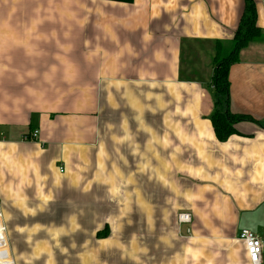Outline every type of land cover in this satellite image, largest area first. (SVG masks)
Wrapping results in <instances>:
<instances>
[{"label":"crops","instance_id":"1","mask_svg":"<svg viewBox=\"0 0 264 264\" xmlns=\"http://www.w3.org/2000/svg\"><path fill=\"white\" fill-rule=\"evenodd\" d=\"M253 1L263 38L239 51L228 95L252 121L221 142L214 62L234 48L247 0H0L7 233L60 216L73 230L47 240L99 253L93 264H252L239 236L264 246V0Z\"/></svg>","mask_w":264,"mask_h":264},{"label":"trees","instance_id":"2","mask_svg":"<svg viewBox=\"0 0 264 264\" xmlns=\"http://www.w3.org/2000/svg\"><path fill=\"white\" fill-rule=\"evenodd\" d=\"M112 1V0H109ZM123 3H131L133 0H113ZM247 10L238 28L234 48L227 57L215 59L212 83L214 89V111L211 117V123L219 141L223 142L231 136L237 134L235 124L243 121H252L245 115L234 114L230 112L229 106V74L231 66L238 61L239 51L248 46L251 41H259L263 38V32L257 25L256 7L253 0H247ZM109 229L106 226L104 230L97 235L98 238L106 239Z\"/></svg>","mask_w":264,"mask_h":264},{"label":"rangeland","instance_id":"3","mask_svg":"<svg viewBox=\"0 0 264 264\" xmlns=\"http://www.w3.org/2000/svg\"><path fill=\"white\" fill-rule=\"evenodd\" d=\"M71 210V209H69ZM67 210V212H69ZM17 221L18 225H24L26 222ZM49 221L45 225H31L24 228L17 227L9 228L10 233H7V240H14V243H11V246H14L17 253V264H93L94 261H100V254H75L76 253V241H70L68 239H62V241L50 242L47 240L48 237H51L55 231H67L71 228V225L63 223V218L60 216L53 218H46L45 222ZM107 226V225H106ZM108 227V226H107ZM74 227L71 228V231ZM102 228L101 230H104ZM186 229V227H185ZM12 231V233H11ZM42 233V234H40ZM46 234V235H43ZM59 233L58 236H60ZM63 235V233H62ZM25 236H29L30 239H34L31 243H25L22 241ZM43 236L46 237L47 241L43 240ZM57 236V235H56ZM10 237V238H9ZM90 241V240H88ZM50 242V243H49ZM53 243H59L58 246H55ZM10 244V241H9ZM14 244V245H13ZM10 246V247H11ZM58 247L56 250H50L48 257H27L30 252L33 250H42L45 248ZM72 247V248H71ZM91 249V246L88 247ZM81 251V249H79Z\"/></svg>","mask_w":264,"mask_h":264},{"label":"built area","instance_id":"4","mask_svg":"<svg viewBox=\"0 0 264 264\" xmlns=\"http://www.w3.org/2000/svg\"><path fill=\"white\" fill-rule=\"evenodd\" d=\"M38 132H34L32 134V138L34 141L37 138ZM31 140V139H30ZM24 141H29V137H25ZM3 212L0 211V264H15L14 257L11 253V247L9 244V241L7 240V231L4 227L3 222ZM178 225L185 226V234L190 237L191 234V224L193 222L192 216L189 212H181V214L178 215ZM239 239L244 242L245 247H247V252L249 259L252 264H263L262 261V254H263V242L261 238L253 233L252 231H249L247 229L241 230V234L239 236Z\"/></svg>","mask_w":264,"mask_h":264}]
</instances>
